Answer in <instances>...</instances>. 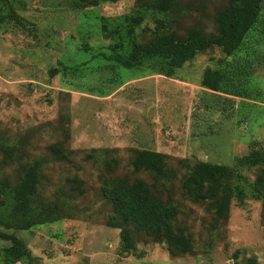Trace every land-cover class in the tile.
I'll list each match as a JSON object with an SVG mask.
<instances>
[{"label":"rangeland","instance_id":"rangeland-1","mask_svg":"<svg viewBox=\"0 0 264 264\" xmlns=\"http://www.w3.org/2000/svg\"><path fill=\"white\" fill-rule=\"evenodd\" d=\"M78 1L0 0V195L36 165L34 205H57L61 216L29 230L0 222L28 252L15 264H264V201L254 189L264 166V2L233 55L212 46L167 76L154 60L124 67L110 36L118 23L104 31L103 21L140 13L134 33L144 44L160 29L155 22L180 37L209 36L232 0H176L165 10L156 0L82 8ZM206 68L224 75L220 91L201 85ZM52 146L70 151L69 159H57ZM142 149L161 154L157 177L133 171L130 160ZM252 154L260 164L246 162ZM110 157L117 166L107 173L100 163ZM198 162L227 169L226 218L216 216V201L185 194ZM115 176L144 180L176 207L174 231L189 240L188 254L173 256L141 233L129 253L120 251V230L106 226L112 209L100 193L102 178ZM9 245L0 238V264Z\"/></svg>","mask_w":264,"mask_h":264},{"label":"trees","instance_id":"trees-1","mask_svg":"<svg viewBox=\"0 0 264 264\" xmlns=\"http://www.w3.org/2000/svg\"><path fill=\"white\" fill-rule=\"evenodd\" d=\"M7 2V0H1ZM100 1L114 0H79L76 6L94 7ZM159 10H165L166 3L176 0H156ZM264 0H232L229 8L215 15L217 33L205 36L198 31H190L184 37L174 33L162 31L163 25L157 24L158 32L148 43H140L136 39L134 28L144 21L143 15L136 13L133 16H121L103 21L102 28L107 30L115 22L118 25L110 36L115 41L114 52L120 55V62L126 68L141 65L145 60L156 61L162 66L167 76L180 69L194 56L212 46L221 48L226 56L233 55L240 47L246 34L253 28ZM168 5V4H167ZM0 13V22L5 20ZM125 21V22H123ZM122 24V26H119ZM58 73L50 71L51 76ZM223 77L218 70L206 68L203 72L201 85L211 91H220ZM51 153L57 159H69L70 151L62 146H52ZM161 154L151 150H136L130 160L134 172L148 170L157 177L163 172ZM246 162L260 164L256 154L245 158ZM105 172L116 170L117 160L114 157L104 159L101 163ZM228 175L225 167L208 162L196 163L188 177L183 181V189L192 201H216L215 214L219 218L227 217L233 199L228 185L223 179ZM76 181L74 183H78ZM39 183L36 165L29 166L21 181L10 190L2 191L0 195V213L12 217L10 221L0 219L7 227L29 230L34 226L53 223L61 219L56 211L57 205L45 206L43 203L35 207L34 201ZM78 185V184H77ZM79 187L76 188L78 190ZM7 189V188H4ZM254 189L264 201V166L260 167L254 180ZM100 193L111 206L112 213L106 226L120 230V251L129 253L133 248L132 237L139 233L150 238L154 243L164 244L173 256H182L189 252L190 242L185 235L175 232L173 220L178 214L176 207L160 199V193L144 180L130 183L124 177H103ZM2 196V197H1ZM55 217V218H54ZM0 238L10 242V245L1 249L5 264H15L22 258L29 257L26 247L14 235L0 232Z\"/></svg>","mask_w":264,"mask_h":264}]
</instances>
